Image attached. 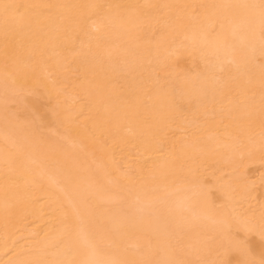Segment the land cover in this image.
Here are the masks:
<instances>
[{
  "label": "bare ground",
  "instance_id": "6f19581e",
  "mask_svg": "<svg viewBox=\"0 0 264 264\" xmlns=\"http://www.w3.org/2000/svg\"><path fill=\"white\" fill-rule=\"evenodd\" d=\"M0 264H264V0H0Z\"/></svg>",
  "mask_w": 264,
  "mask_h": 264
}]
</instances>
